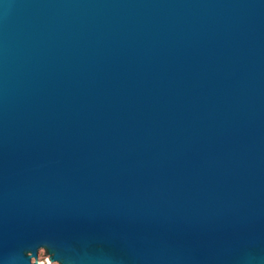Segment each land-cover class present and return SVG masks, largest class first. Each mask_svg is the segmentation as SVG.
<instances>
[{
    "label": "water",
    "instance_id": "1",
    "mask_svg": "<svg viewBox=\"0 0 264 264\" xmlns=\"http://www.w3.org/2000/svg\"><path fill=\"white\" fill-rule=\"evenodd\" d=\"M264 264V0H0V264Z\"/></svg>",
    "mask_w": 264,
    "mask_h": 264
},
{
    "label": "rangeland",
    "instance_id": "2",
    "mask_svg": "<svg viewBox=\"0 0 264 264\" xmlns=\"http://www.w3.org/2000/svg\"><path fill=\"white\" fill-rule=\"evenodd\" d=\"M44 264H54L48 253H46Z\"/></svg>",
    "mask_w": 264,
    "mask_h": 264
}]
</instances>
